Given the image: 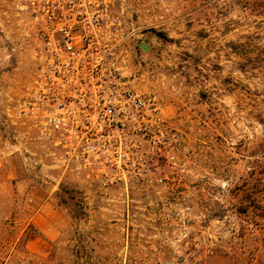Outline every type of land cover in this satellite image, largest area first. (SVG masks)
<instances>
[{
    "label": "rangeland",
    "instance_id": "374dc122",
    "mask_svg": "<svg viewBox=\"0 0 264 264\" xmlns=\"http://www.w3.org/2000/svg\"><path fill=\"white\" fill-rule=\"evenodd\" d=\"M32 2L0 0V264H264V0H110L132 86L180 137L128 187L71 172L14 118Z\"/></svg>",
    "mask_w": 264,
    "mask_h": 264
},
{
    "label": "built area",
    "instance_id": "2783aa9c",
    "mask_svg": "<svg viewBox=\"0 0 264 264\" xmlns=\"http://www.w3.org/2000/svg\"><path fill=\"white\" fill-rule=\"evenodd\" d=\"M28 8L38 65L14 118L50 141L71 172L104 187H128L151 162H174L179 134L156 97L132 86L124 53L133 31L110 0H37Z\"/></svg>",
    "mask_w": 264,
    "mask_h": 264
},
{
    "label": "crops",
    "instance_id": "0c3cea01",
    "mask_svg": "<svg viewBox=\"0 0 264 264\" xmlns=\"http://www.w3.org/2000/svg\"><path fill=\"white\" fill-rule=\"evenodd\" d=\"M44 213H45L44 209L41 212L37 213V215L35 216V220H34L35 225H37V223H36L37 219L44 218V215H45ZM44 235L46 236V233H44Z\"/></svg>",
    "mask_w": 264,
    "mask_h": 264
},
{
    "label": "water",
    "instance_id": "95a60500",
    "mask_svg": "<svg viewBox=\"0 0 264 264\" xmlns=\"http://www.w3.org/2000/svg\"><path fill=\"white\" fill-rule=\"evenodd\" d=\"M140 48H142L145 51L149 48V46L146 43H141Z\"/></svg>",
    "mask_w": 264,
    "mask_h": 264
}]
</instances>
